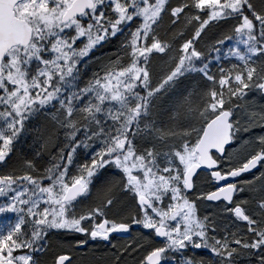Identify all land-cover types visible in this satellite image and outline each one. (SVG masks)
Listing matches in <instances>:
<instances>
[{
  "label": "snow or ice",
  "instance_id": "snow-or-ice-1",
  "mask_svg": "<svg viewBox=\"0 0 264 264\" xmlns=\"http://www.w3.org/2000/svg\"><path fill=\"white\" fill-rule=\"evenodd\" d=\"M0 264H264V0H0Z\"/></svg>",
  "mask_w": 264,
  "mask_h": 264
},
{
  "label": "trees",
  "instance_id": "trees-1",
  "mask_svg": "<svg viewBox=\"0 0 264 264\" xmlns=\"http://www.w3.org/2000/svg\"><path fill=\"white\" fill-rule=\"evenodd\" d=\"M213 31L214 30H210L209 32V37H206L205 39H209L211 37V35L213 34ZM112 51H114V46L113 45H107L105 46V48L99 50L98 52L94 53L95 56H103L104 53H111ZM96 67V63L93 62L91 65H90V69H94ZM160 67L162 68L163 66L160 65ZM158 71L160 70L159 68L157 69ZM6 170V169H4ZM67 239H72V235H68L66 237ZM106 251V249H104L102 246L101 247H98L97 248V254L99 255H102L104 252ZM208 253H207V250H198L196 251V254L197 256H206Z\"/></svg>",
  "mask_w": 264,
  "mask_h": 264
},
{
  "label": "flooded vegetation",
  "instance_id": "flooded-vegetation-1",
  "mask_svg": "<svg viewBox=\"0 0 264 264\" xmlns=\"http://www.w3.org/2000/svg\"><path fill=\"white\" fill-rule=\"evenodd\" d=\"M244 178H250V176L244 177Z\"/></svg>",
  "mask_w": 264,
  "mask_h": 264
},
{
  "label": "rangeland",
  "instance_id": "rangeland-1",
  "mask_svg": "<svg viewBox=\"0 0 264 264\" xmlns=\"http://www.w3.org/2000/svg\"><path fill=\"white\" fill-rule=\"evenodd\" d=\"M257 131H259V129H257Z\"/></svg>",
  "mask_w": 264,
  "mask_h": 264
}]
</instances>
